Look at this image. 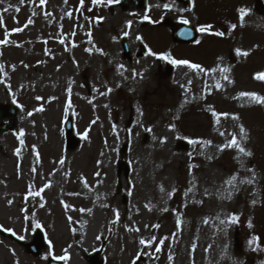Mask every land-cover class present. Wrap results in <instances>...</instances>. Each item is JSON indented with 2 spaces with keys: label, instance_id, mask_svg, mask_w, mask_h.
I'll return each mask as SVG.
<instances>
[{
  "label": "rangeland",
  "instance_id": "374dc122",
  "mask_svg": "<svg viewBox=\"0 0 264 264\" xmlns=\"http://www.w3.org/2000/svg\"><path fill=\"white\" fill-rule=\"evenodd\" d=\"M190 1L0 0V264H264V0Z\"/></svg>",
  "mask_w": 264,
  "mask_h": 264
},
{
  "label": "water",
  "instance_id": "95a60500",
  "mask_svg": "<svg viewBox=\"0 0 264 264\" xmlns=\"http://www.w3.org/2000/svg\"><path fill=\"white\" fill-rule=\"evenodd\" d=\"M185 27L189 29V30L187 29V31H188L187 33L186 32L184 33L185 36H183L182 33H181V31L184 32V30L178 31V29H176V27L174 28V30H173V36H174V39L175 40L189 42V41H193V40H195L197 38V32L192 28L191 25H187ZM5 109L6 108L0 106V124H1L2 120L5 117L4 114H3V110H5ZM9 114H11V117L14 118V116H15V110H14V108H12V109L9 110ZM6 126L8 128H4L1 131V133L5 132L9 128H12L13 124L12 123H9ZM33 251L35 252L36 250L33 249ZM49 264H60V263L51 260L49 262Z\"/></svg>",
  "mask_w": 264,
  "mask_h": 264
},
{
  "label": "snow or ice",
  "instance_id": "6c2138e0",
  "mask_svg": "<svg viewBox=\"0 0 264 264\" xmlns=\"http://www.w3.org/2000/svg\"><path fill=\"white\" fill-rule=\"evenodd\" d=\"M41 2H43V0H41ZM243 14H244V10H242V13H241V15L243 16ZM29 23H31V21H29ZM20 29H15V31H19ZM221 35H222V33H221ZM174 63H188L187 61H173ZM193 67H198V66H196V65H193ZM251 95H255V94H251ZM257 99H259V97H256ZM210 143V142H209ZM231 145H237V141L235 140V139H233L231 142ZM225 146H228V145H225ZM238 146V145H237ZM240 151H244V149L243 148H241L240 149ZM248 155H251V153H247ZM229 182H231V181H229ZM236 218L235 217H233V220H235ZM256 239H258V238H256Z\"/></svg>",
  "mask_w": 264,
  "mask_h": 264
}]
</instances>
